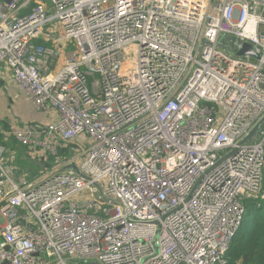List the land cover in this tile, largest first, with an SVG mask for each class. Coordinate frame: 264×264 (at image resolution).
Masks as SVG:
<instances>
[{
    "label": "built area",
    "instance_id": "2783aa9c",
    "mask_svg": "<svg viewBox=\"0 0 264 264\" xmlns=\"http://www.w3.org/2000/svg\"><path fill=\"white\" fill-rule=\"evenodd\" d=\"M0 66L57 115L0 137V264H228L264 200V0H4Z\"/></svg>",
    "mask_w": 264,
    "mask_h": 264
},
{
    "label": "crops",
    "instance_id": "0c3cea01",
    "mask_svg": "<svg viewBox=\"0 0 264 264\" xmlns=\"http://www.w3.org/2000/svg\"><path fill=\"white\" fill-rule=\"evenodd\" d=\"M5 117H7L8 119L13 118L12 120L15 121L12 122L11 129H9L14 131L22 128L26 123H47L51 120L52 116L37 109L36 106L30 100H28L25 95L18 89L12 78H9V72L7 68H5L4 66H0V118ZM56 117L57 115L54 114L52 119ZM5 131L8 130H0L1 138ZM14 143L15 146L19 145V143L12 138L6 140V145L9 149V153H7V156L12 155L14 157L13 165L17 168V172L19 174H27L33 172H23L22 169L18 166V160L30 162L31 158L34 159L37 156H35V154L33 152H30L29 150L27 152L26 150L22 149L24 153H22V150H16V147H14ZM17 151L20 154L19 158ZM39 160L41 161V159ZM40 163L42 167L45 165V162L43 160Z\"/></svg>",
    "mask_w": 264,
    "mask_h": 264
},
{
    "label": "trees",
    "instance_id": "16d2710c",
    "mask_svg": "<svg viewBox=\"0 0 264 264\" xmlns=\"http://www.w3.org/2000/svg\"><path fill=\"white\" fill-rule=\"evenodd\" d=\"M68 153V150L61 151V155ZM39 172L36 170L27 175ZM227 257L228 264H264V200L260 205L248 203L245 219L229 246Z\"/></svg>",
    "mask_w": 264,
    "mask_h": 264
},
{
    "label": "rangeland",
    "instance_id": "374dc122",
    "mask_svg": "<svg viewBox=\"0 0 264 264\" xmlns=\"http://www.w3.org/2000/svg\"><path fill=\"white\" fill-rule=\"evenodd\" d=\"M13 119V118H12ZM12 119H8L7 117L5 118H0V130H8V131H12V130H9L11 129V126H12V122H15L13 121ZM20 146V147H19ZM14 147H16L15 149L16 150H26L28 152V148L26 147H22L20 144L17 146H15V143H14ZM22 150V153H24V151ZM17 151V154H18V158H19V153ZM28 156V154H27ZM41 159L40 157H36V158H31V161L30 162H24V161H21V160H18V166L22 169L23 172H30V171H36V170H40L41 168L45 167L41 165V161L39 160ZM55 161V159H53V157H49L47 159V165L46 166H50L53 162Z\"/></svg>",
    "mask_w": 264,
    "mask_h": 264
},
{
    "label": "water",
    "instance_id": "95a60500",
    "mask_svg": "<svg viewBox=\"0 0 264 264\" xmlns=\"http://www.w3.org/2000/svg\"><path fill=\"white\" fill-rule=\"evenodd\" d=\"M6 2H10V0H6ZM239 55H245L249 54L254 56L257 59H260L261 56L257 51L255 50L254 46L250 44L249 42H245L242 46V48L239 50ZM264 124V117L258 122V124L252 129V131L249 133V135L243 140V142L247 143L249 142L252 137L258 132V130L261 128V126ZM10 264V263H8Z\"/></svg>",
    "mask_w": 264,
    "mask_h": 264
}]
</instances>
